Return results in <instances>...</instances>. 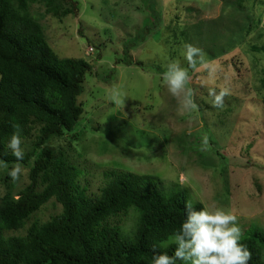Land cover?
I'll return each mask as SVG.
<instances>
[{
  "label": "rangeland",
  "instance_id": "obj_1",
  "mask_svg": "<svg viewBox=\"0 0 264 264\" xmlns=\"http://www.w3.org/2000/svg\"><path fill=\"white\" fill-rule=\"evenodd\" d=\"M70 1L76 12L61 21L38 4L31 13L59 58L91 64L78 97L80 120L50 143L80 169L87 194H97L111 170L150 175L165 191L186 189L192 203L233 211L242 239L264 231V92L258 89L264 55L251 50L264 45V0ZM185 43L201 48L216 70L213 79L209 70H190L198 105L191 113L180 111L162 80L172 60L187 67ZM114 86L123 94L120 106L109 98ZM210 87L230 89L222 108L212 106ZM205 135L209 144L201 150ZM23 167L15 183L8 175L12 166L0 167V197L6 186L15 194L28 184L29 168ZM60 212L51 199L23 229L4 235L22 236L33 221L46 222ZM133 216L118 220L128 227Z\"/></svg>",
  "mask_w": 264,
  "mask_h": 264
},
{
  "label": "trees",
  "instance_id": "obj_2",
  "mask_svg": "<svg viewBox=\"0 0 264 264\" xmlns=\"http://www.w3.org/2000/svg\"><path fill=\"white\" fill-rule=\"evenodd\" d=\"M34 4L60 21L76 12L70 0H0V160L8 167L16 162L8 143L18 132L28 141L20 163L29 168L28 184L15 194L6 186L0 197V264H153L156 254L172 255L186 189L165 191L153 176L111 170L98 193L88 195L80 169L63 148L52 149L50 143L71 133L83 114L78 97L91 64L55 54L31 13ZM251 50L264 55V45ZM260 72L264 92V67ZM51 199L61 205L59 214L33 221L22 236L4 235L23 229ZM129 213L134 222L127 227L118 219ZM241 242L252 253L249 264H264L263 230Z\"/></svg>",
  "mask_w": 264,
  "mask_h": 264
},
{
  "label": "clouds",
  "instance_id": "obj_3",
  "mask_svg": "<svg viewBox=\"0 0 264 264\" xmlns=\"http://www.w3.org/2000/svg\"><path fill=\"white\" fill-rule=\"evenodd\" d=\"M182 56L187 63L183 67L179 59L172 60L166 65L162 80L168 92L177 98L181 112L191 113L198 109L195 103V91L191 88L192 72L209 70L208 77L213 79L216 70L211 68V62L206 59L203 50L191 43H185ZM213 107L222 108L225 97L230 95L228 87L208 89ZM110 100L117 106L124 104L123 94L117 87H113ZM22 140L18 132H14L9 140L8 148L15 157L8 175L12 181H20L25 169L20 163L24 159L21 148ZM209 138H202L201 150H206ZM0 167L8 168L7 162L0 160ZM243 231L238 217L231 210L215 205L197 210L189 200L185 203V219L178 231L171 236L175 250L172 255L159 253L153 256V264H249L252 253L242 241Z\"/></svg>",
  "mask_w": 264,
  "mask_h": 264
},
{
  "label": "built area",
  "instance_id": "obj_4",
  "mask_svg": "<svg viewBox=\"0 0 264 264\" xmlns=\"http://www.w3.org/2000/svg\"><path fill=\"white\" fill-rule=\"evenodd\" d=\"M89 51H92V48H89Z\"/></svg>",
  "mask_w": 264,
  "mask_h": 264
}]
</instances>
